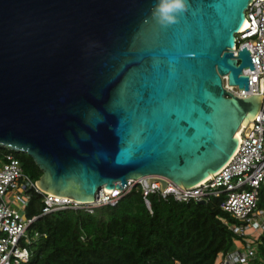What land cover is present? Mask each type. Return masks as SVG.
<instances>
[{"label": "water", "instance_id": "water-1", "mask_svg": "<svg viewBox=\"0 0 264 264\" xmlns=\"http://www.w3.org/2000/svg\"><path fill=\"white\" fill-rule=\"evenodd\" d=\"M252 1L187 0L161 26L157 0H0V146L83 202L153 175L197 184L262 105L223 78L249 89L251 52L234 48Z\"/></svg>", "mask_w": 264, "mask_h": 264}, {"label": "built area", "instance_id": "built-area-1", "mask_svg": "<svg viewBox=\"0 0 264 264\" xmlns=\"http://www.w3.org/2000/svg\"><path fill=\"white\" fill-rule=\"evenodd\" d=\"M247 27L236 36L234 54L244 47L251 52L253 69L246 68L249 89L224 86L233 95L246 98L262 94V105L255 117L238 129V146L219 170L193 186H179L164 176L153 175L139 180L129 179L124 188L103 186L93 201L83 202L42 190L29 177L12 153L0 157V264H29L33 257L30 246L41 236L30 229L35 221L56 211L73 209L94 214L105 205L115 206L137 184H141L148 209L152 211L150 193L179 202L205 201L216 198L219 207L232 220L221 218L236 236V247L220 254L216 264H249L264 244V0H253L246 10ZM167 181L163 188L162 181ZM42 198L40 215L28 216L32 196Z\"/></svg>", "mask_w": 264, "mask_h": 264}, {"label": "trees", "instance_id": "trees-1", "mask_svg": "<svg viewBox=\"0 0 264 264\" xmlns=\"http://www.w3.org/2000/svg\"><path fill=\"white\" fill-rule=\"evenodd\" d=\"M10 152L34 181L42 170L27 154ZM151 212L141 184L115 206L94 214L65 209L39 217L31 232L41 236L30 246L29 264H216L220 254L236 247V236L221 218L232 220L213 198L205 203L179 202L150 193ZM42 198L32 196L28 216L40 215ZM38 247V248H36ZM264 258V244L259 245Z\"/></svg>", "mask_w": 264, "mask_h": 264}, {"label": "clouds", "instance_id": "clouds-1", "mask_svg": "<svg viewBox=\"0 0 264 264\" xmlns=\"http://www.w3.org/2000/svg\"><path fill=\"white\" fill-rule=\"evenodd\" d=\"M187 0H157L152 9L153 18L161 26L177 22L179 14L186 10Z\"/></svg>", "mask_w": 264, "mask_h": 264}, {"label": "rangeland", "instance_id": "rangeland-1", "mask_svg": "<svg viewBox=\"0 0 264 264\" xmlns=\"http://www.w3.org/2000/svg\"><path fill=\"white\" fill-rule=\"evenodd\" d=\"M238 36V35H237ZM1 147V146H0ZM23 168V167H22ZM24 171V170H23ZM25 172V171H24ZM26 173V172H25ZM29 177H31L28 173H26ZM32 178V177H31ZM33 179V178H32ZM38 248V247H36ZM249 264H264V258L261 257L260 254H258L255 258H253Z\"/></svg>", "mask_w": 264, "mask_h": 264}, {"label": "bare ground", "instance_id": "bare-ground-1", "mask_svg": "<svg viewBox=\"0 0 264 264\" xmlns=\"http://www.w3.org/2000/svg\"><path fill=\"white\" fill-rule=\"evenodd\" d=\"M247 25H248V23H246V21H245V22L243 23V25H242L241 29H243V28L247 27Z\"/></svg>", "mask_w": 264, "mask_h": 264}]
</instances>
